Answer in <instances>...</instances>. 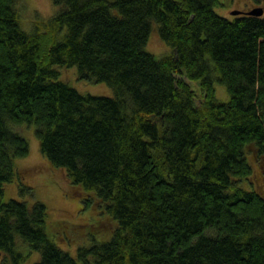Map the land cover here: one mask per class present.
<instances>
[{
  "label": "trees",
  "instance_id": "16d2710c",
  "mask_svg": "<svg viewBox=\"0 0 264 264\" xmlns=\"http://www.w3.org/2000/svg\"><path fill=\"white\" fill-rule=\"evenodd\" d=\"M0 0V252L22 264H264V196L246 148L264 163V16L218 15L219 0H52L32 31ZM171 54L144 49L152 23ZM64 31V32H63ZM62 37L57 38L59 34ZM56 66L109 85L84 95ZM188 80H197L200 94ZM215 81L229 99L215 98ZM35 125L39 151L81 185L84 208L115 227L76 257L48 235L46 206L3 201ZM29 187L21 186L20 193Z\"/></svg>",
  "mask_w": 264,
  "mask_h": 264
},
{
  "label": "rangeland",
  "instance_id": "374dc122",
  "mask_svg": "<svg viewBox=\"0 0 264 264\" xmlns=\"http://www.w3.org/2000/svg\"><path fill=\"white\" fill-rule=\"evenodd\" d=\"M15 3L17 14H19V24L26 32L32 31L36 21L49 20L60 8L52 0H17ZM255 6H261L264 9V0H219V5L214 10L218 15L232 19L233 10L244 11ZM150 29L144 49L151 52L157 59L170 55L171 47L161 39L155 22ZM63 32L57 38L62 37ZM56 68L59 71V80L66 82L84 95L114 96L112 88L106 83L79 78L76 67L56 66ZM188 82L191 89L199 95L201 92L199 81L188 80ZM214 91L218 101L227 102L229 95L223 84L215 81ZM34 128L35 125L26 122L11 125L12 130L26 139L29 150L25 157L14 158L13 164L17 176L12 182L5 184L3 201L17 198L29 205L38 201L43 203L46 206L48 235L54 239L59 248H63L71 256L76 257L78 248L93 242L102 243L108 240L116 225L115 220L98 206L83 207L82 199L87 193L81 185L71 182L67 172L61 168H55L45 159L39 151ZM246 154L252 172L248 179L241 180L240 186L250 189L253 185L264 196V163L257 161L251 147L246 148ZM21 186H27L30 189L28 192L20 193ZM37 257L38 253L30 250L22 264H33ZM0 264H11L9 258H5L1 252ZM77 264L95 263L93 257L89 255L88 263L77 259Z\"/></svg>",
  "mask_w": 264,
  "mask_h": 264
},
{
  "label": "water",
  "instance_id": "95a60500",
  "mask_svg": "<svg viewBox=\"0 0 264 264\" xmlns=\"http://www.w3.org/2000/svg\"><path fill=\"white\" fill-rule=\"evenodd\" d=\"M263 12H264V9L261 6H255V8H252L250 10H244V11L235 9L231 12V15L234 16L237 14H247V15L255 17V16H262Z\"/></svg>",
  "mask_w": 264,
  "mask_h": 264
}]
</instances>
